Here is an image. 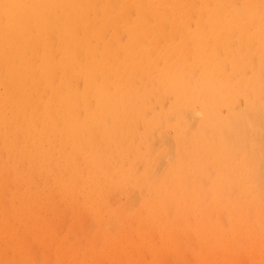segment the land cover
<instances>
[{
	"label": "bare ground",
	"instance_id": "1",
	"mask_svg": "<svg viewBox=\"0 0 264 264\" xmlns=\"http://www.w3.org/2000/svg\"><path fill=\"white\" fill-rule=\"evenodd\" d=\"M1 150L0 264H264V0H0Z\"/></svg>",
	"mask_w": 264,
	"mask_h": 264
},
{
	"label": "rangeland",
	"instance_id": "2",
	"mask_svg": "<svg viewBox=\"0 0 264 264\" xmlns=\"http://www.w3.org/2000/svg\"><path fill=\"white\" fill-rule=\"evenodd\" d=\"M109 150H110V152H109ZM2 151V152H1ZM0 151V153L2 154L3 153V151L4 150H1ZM112 152H113V156H114V158H113V156H112ZM108 153H110L111 155H110V162H105V164H104V170L107 172V174L110 172V171H114L112 168L113 167H115V168H117V167H120L121 166V164H120V156H119V153H118V151L116 150V148L114 147V146H112V148L110 147V148H108ZM2 155H4V158L2 157ZM2 155H0V175H1V173H3V171H6L7 172V168H10L11 166H13L8 160V155H7V153L4 151V154H2ZM117 155V156H116ZM2 157V158H1ZM5 161H4V160ZM113 160V161H112ZM119 164V166H117L118 164ZM7 164V165H6ZM9 165V166H8ZM7 166V167H6ZM5 168V169H4ZM109 169V170H108ZM10 170V169H9ZM24 170H26V169H24ZM72 172H73V170H71V171H69L68 172V175H71L72 174ZM24 174V175H23ZM22 174V177L23 176H25V173H23ZM37 175L39 174V172H38V170H37V173H36ZM11 175V176H10ZM10 175H8V184H6L5 186H3L1 183V179H0V194H4V197H3V201H1L0 202V224L1 223H3L5 220H6V223H9V225L11 226V227H15V228H18V227H20V224L18 223V221H16V220H14V218H13V216H12V213H11V211H10V205L12 204V203H15L16 201H15V199H14V196L13 195H15V194H17V196H23L24 194H26L27 192H29L30 193V197H31V195H36L37 197L39 196V199H37L36 200V198H34V200H33V204L35 205V206H42L43 204H42V202L43 201H41V199L40 198H42L43 197V195L42 194H44L43 192L45 191V186H44V184H43V182L41 183L40 181H37V184H36V187L35 188H33V189H27V192L25 191V189H21V188H18L16 185H15V178L17 177V175H15L14 176V173L13 172H11L10 173ZM67 175V176H68ZM10 176V177H9ZM57 176H58V173H57ZM0 178H1V176H0ZM12 180H11V179ZM9 179H10V181H9ZM38 179V178H37ZM14 180V181H13ZM44 180H46V179H43V181ZM14 182V183H12V182ZM11 185H10V184ZM56 184V182L55 181H51V182H49V185L51 186V188H50V193H49V195L51 196V195H56L57 193H56V189H54V187L56 186L55 185ZM8 185H10V186H8ZM44 186V187H43ZM39 187V188H38ZM6 190H4V189ZM11 188H13V189H11ZM53 188V189H52ZM7 189H9V190H7ZM12 190V191H11ZM5 191V192H4ZM17 193H16V192ZM22 191V192H21ZM9 193V198H7L6 197V195L8 196V194L7 193ZM24 192H26V193H24ZM35 192V193H34ZM13 193V194H12ZM41 195V196H40ZM8 202H7V201ZM37 203V204H36ZM39 203V204H38ZM5 204V205H4ZM4 205V206H3ZM68 213V211L66 212V214ZM4 216V218H3V216ZM54 215H55V217H54ZM64 215H62V217H63ZM58 217V218H57ZM60 217L61 218V220H60V218H59V215L58 214H52L50 217H48V222H50L51 223V226L53 227V229L57 232V234H59V235H64V233H63V228L64 229H66V230H73V229H76V226L75 225H78L77 223H76V218H74L73 217V215L71 214V212H69V215L67 214V216H65V217H68V219H66L65 217ZM54 218V219H53ZM55 218H56V220H57V222H56V220H55ZM72 218V219H71ZM73 218H74V221H75V224H74V221H73ZM52 219H53V221H52ZM64 220V221H63ZM69 220H70V222H69ZM10 221V222H9ZM61 222H63V224H62V226H61ZM15 223V224H14ZM58 223H60V224H58ZM73 223V224H72ZM69 224L71 225V226H73V227H69ZM14 225V226H13ZM61 226V228H59ZM56 227H58V228H56ZM60 229V230H59ZM61 232V233H60ZM65 232V231H64ZM69 236H73V234H69ZM74 236H76V235H74ZM69 238V237H68ZM70 239V238H69ZM71 240V239H70ZM37 254V253H36ZM38 255L39 254H37L36 256L38 257ZM35 256V259L37 258ZM40 256V255H39ZM134 256H136L137 258L136 259H138V256H137V254L135 253V255ZM39 259V261H41V258L40 257H38ZM36 262L37 263H41V264H43L42 263V261L41 262H38L37 260H36Z\"/></svg>",
	"mask_w": 264,
	"mask_h": 264
}]
</instances>
